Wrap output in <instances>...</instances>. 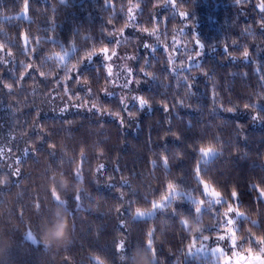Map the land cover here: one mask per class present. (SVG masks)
<instances>
[{"label": "trees", "instance_id": "obj_1", "mask_svg": "<svg viewBox=\"0 0 264 264\" xmlns=\"http://www.w3.org/2000/svg\"><path fill=\"white\" fill-rule=\"evenodd\" d=\"M261 5L0 0V236L10 241L0 264H131L133 248L149 241L154 264H205L191 244L224 232L229 219L237 249L261 251L239 243L249 233L264 240ZM178 39L193 46L185 57ZM115 48L130 56L142 108L107 93L111 77L99 56ZM9 142L16 158L6 168ZM201 147L214 151L204 157ZM77 170L79 185L58 191L52 178ZM53 187L73 228L68 243L46 249L40 225L58 203ZM153 204L163 207L134 216ZM196 217V226L183 223Z\"/></svg>", "mask_w": 264, "mask_h": 264}, {"label": "rangeland", "instance_id": "obj_2", "mask_svg": "<svg viewBox=\"0 0 264 264\" xmlns=\"http://www.w3.org/2000/svg\"><path fill=\"white\" fill-rule=\"evenodd\" d=\"M134 11V10H133ZM132 15H134V12H132ZM123 38L120 39L122 41ZM179 40V39H178ZM176 41L175 44L178 46H181L182 50V57H185V52L190 53L193 51V46L188 45L185 42L180 43L179 41ZM146 43V42H144ZM143 43V44H144ZM170 54V59L174 60L176 58L177 53L174 52ZM200 54V51H198ZM100 59L104 63L108 73L111 77V89L108 90L109 95H118L127 105H132L134 103L139 104L140 100L137 98V95L134 91L131 90V83L132 82V75L131 70L129 68L130 66V56L126 53H120L115 48L113 50H105L100 54ZM189 63L191 62H198L197 55L194 57L188 58ZM60 106H57L59 108ZM8 147L4 148V153L1 155H5L6 157V168H8L10 165H12L14 159V155L10 152L11 144L8 143ZM210 156V155H209ZM3 158L0 156V165L2 164ZM210 193V196L213 195V190H208ZM214 196V195H213ZM215 197H213V200ZM233 208V207H232ZM229 207L228 210L232 209ZM145 212L146 214L144 216L137 215L136 211L134 212L135 217H148L152 216L156 209L153 208L151 210H141ZM224 232H220L219 234H215L212 237H209V240H204L202 238L201 241L193 242L189 248L190 253H198L201 256H205L209 258V261H206L205 264H225L226 261L230 260V264H263V254L261 251L257 253H248V252H242L237 249H233L232 251H235L238 253V255L233 256L232 251H229V245L230 240L236 239L234 236V230L232 229V224H227ZM224 236L226 239L225 241H220L219 237ZM237 240V239H236ZM216 248H223L224 252H213V249Z\"/></svg>", "mask_w": 264, "mask_h": 264}, {"label": "clouds", "instance_id": "obj_3", "mask_svg": "<svg viewBox=\"0 0 264 264\" xmlns=\"http://www.w3.org/2000/svg\"><path fill=\"white\" fill-rule=\"evenodd\" d=\"M58 191L67 192L69 188H75L80 181H74L71 177L58 175L52 178ZM102 196V194H100ZM52 216L41 222V238L44 247L58 248L68 243L72 236V225L70 220V211L63 203H56L52 207ZM190 226H196L199 217L187 218ZM10 245V241L0 236V250L6 249ZM127 254L121 255L120 260L126 259ZM155 257L150 248L137 246L132 250L131 264H154Z\"/></svg>", "mask_w": 264, "mask_h": 264}, {"label": "snow or ice", "instance_id": "obj_4", "mask_svg": "<svg viewBox=\"0 0 264 264\" xmlns=\"http://www.w3.org/2000/svg\"><path fill=\"white\" fill-rule=\"evenodd\" d=\"M25 8H26V10H27V3H26V5H25ZM260 8H261V11H264V5H261ZM197 44H198L200 47H204V45L201 44L200 41H198V40H197ZM144 47H145V49H147V48H148V45H144ZM198 56H199V53H197V57H198ZM244 56H245V57L248 56L247 51H245ZM89 59H91V57H89ZM129 83H131V82H129ZM10 87H11V85H9V88H10ZM145 104H147V101H146L143 97H141V98H140V107L142 108ZM95 107H96L95 105L92 106V108H95ZM248 107H249V105L246 104V105H245V108L247 109ZM165 110L167 111V108H166ZM229 111H232V109H229ZM257 118L264 119V116L257 117ZM121 123H123V122H121ZM213 151H214V149H213L212 147H208V148H203V147H201V148H200V152L203 154L204 157L209 156ZM103 167H104L103 165L100 166L101 169H102ZM196 174H197V177H199V175H200V168H199V167H197V169H196ZM71 178H72L73 180H78V179H80V173H79V170H77L76 172H74V173L72 174ZM102 187H103V186L101 185L100 188H102ZM169 187L171 188L172 185H169ZM254 188H255V186H254ZM206 189H207V185H204V192H205V193L207 192ZM98 190H99V189H98ZM207 190H208V189H207ZM52 195H53V197L55 198V200H57L59 203H63V204H65V201L62 200V199H60V197L57 195V193H56L54 187H53V189H52ZM213 195L218 197L220 194L217 193V192H214ZM260 195H261V196H264V192H261ZM231 196H232L233 198L238 199V198H239V192H238L235 188H233L232 191H231ZM173 198H174V197H173ZM164 199L170 201V197H168V196H165ZM75 200H76V201H79V200H80V196L77 195V196L75 197ZM177 202H178V201H177ZM221 202H222V201L219 200V199L215 201V203H216L217 205H219ZM193 203L196 204V206H195V208H194V211H195L196 213H200V212L202 211V209H201V207H200L199 205H200V203H202V202H196V201H193ZM77 207H79L78 204H77ZM157 207H163V205H156V204H153V208H157ZM229 207H231V205H229ZM231 208H232V207H231ZM233 211H234V209L232 208V210L229 211V212H233ZM136 213H137V215H139V216H144V215L146 214L145 212L141 211L140 209H137V210H136ZM236 215H237V216H240V215H243V214H242V213H239V212H236ZM183 223L187 225V224H189V220H188L187 218H185L184 221H183ZM226 223H228V224H233L234 221L231 220V219H229V220L226 221ZM254 223H255V222H254ZM71 225H72V224H71ZM72 228H73V225H72ZM28 237H29V239H32V240L35 242L36 238L32 235L31 232L28 233ZM203 239H204V240H209V237H208V236H205V237H203ZM225 239H226V238H225L224 236H220V237H219V240H220V241H225ZM239 243H240V244H243V243H249V244L255 243V244H257V245H260V250H261L262 254H264V240H257V238H256V237H252L250 233H249V236L242 237ZM237 246H238V241H237L236 239H233V238H232V239L230 240L229 251H232V250L235 249ZM120 247H121V249L124 248L123 242L121 243ZM148 247H149V248L151 247V241H149V245H148ZM217 251H219V252H224V249H223V248H216V249H213V252H217ZM232 255H233V256H236V255H238V253H236L235 251H232ZM225 264H230V260H229V261H226Z\"/></svg>", "mask_w": 264, "mask_h": 264}]
</instances>
